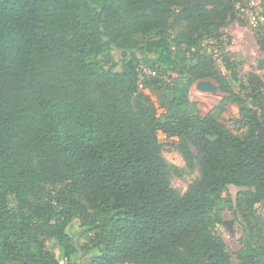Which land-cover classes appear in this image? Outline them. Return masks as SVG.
<instances>
[{"label":"trees","instance_id":"1","mask_svg":"<svg viewBox=\"0 0 264 264\" xmlns=\"http://www.w3.org/2000/svg\"><path fill=\"white\" fill-rule=\"evenodd\" d=\"M235 2L0 0V264H76L78 250L86 264H264V236L242 208L264 201V90L238 103L236 131L215 109L200 116L188 97L197 80L223 91L239 81L232 53L221 56L226 79L199 36L230 20ZM172 4L184 21L176 34ZM182 40L192 63L173 55L171 42ZM164 79L160 119L144 89L161 91ZM158 130L194 148L199 179L181 197ZM231 188L245 235L237 262L212 234ZM66 191L96 213L86 231L101 240H73Z\"/></svg>","mask_w":264,"mask_h":264},{"label":"rangeland","instance_id":"2","mask_svg":"<svg viewBox=\"0 0 264 264\" xmlns=\"http://www.w3.org/2000/svg\"><path fill=\"white\" fill-rule=\"evenodd\" d=\"M247 1L236 0L230 20L224 24H217L199 35L206 53H210L226 79L229 77V72L223 66L221 56L226 51L232 53L233 60L237 64L238 83H230L226 80L227 89L223 91L212 79H202L195 81L188 88V97L196 103L198 114L203 116L215 109L219 115V121L231 131H236L238 128V103L241 101L250 105L254 100V90L256 88L264 90V50L260 46V40H264V0H255L263 8L262 21L256 26L246 23L237 9V2ZM167 17L170 31L176 34L184 25L181 7L172 4L167 12ZM171 46L175 59L182 64L192 63L191 51L188 50L184 40L180 43L171 42ZM139 69H142V66ZM164 80L161 91L144 89V93L151 100L156 116L160 119L166 112L165 102L168 98L167 86L170 79ZM202 81L209 82L212 88H198V82ZM241 86L247 89H242ZM256 110L260 114V109L256 108ZM156 139L160 147V155L166 165L168 184L174 194L181 197L199 179L194 148L183 137L169 135L162 130L156 132ZM236 191V188H231L221 195L219 200L225 203V206L220 209L222 224H218L212 229V234L224 241L234 262H237V254L243 248L245 238L242 226L235 219L230 206ZM66 200L69 204L62 212L70 220L68 233L75 242H79L78 246H80V242L94 243L101 240V232L97 230L86 231L87 226L85 224L92 220L96 213L87 207L83 195L79 193L69 194L66 191ZM242 208L247 214L254 236H264V201L243 204ZM54 242L49 241L47 246L52 247ZM56 252L58 251L56 250ZM60 259V263H64L63 255L60 256ZM74 261L76 264H86L87 257L78 250Z\"/></svg>","mask_w":264,"mask_h":264},{"label":"built area","instance_id":"3","mask_svg":"<svg viewBox=\"0 0 264 264\" xmlns=\"http://www.w3.org/2000/svg\"><path fill=\"white\" fill-rule=\"evenodd\" d=\"M237 8L249 25L256 26L262 21L263 8L260 6L259 2L248 0L246 4L237 5Z\"/></svg>","mask_w":264,"mask_h":264},{"label":"water","instance_id":"4","mask_svg":"<svg viewBox=\"0 0 264 264\" xmlns=\"http://www.w3.org/2000/svg\"><path fill=\"white\" fill-rule=\"evenodd\" d=\"M197 87L201 88V89L202 88H206V89H211L212 88L211 84L209 82H206V81L198 82ZM224 206H225V203L222 200H218L217 208L221 209Z\"/></svg>","mask_w":264,"mask_h":264}]
</instances>
